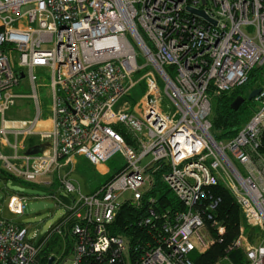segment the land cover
Returning <instances> with one entry per match:
<instances>
[{
	"label": "built area",
	"instance_id": "built-area-1",
	"mask_svg": "<svg viewBox=\"0 0 264 264\" xmlns=\"http://www.w3.org/2000/svg\"><path fill=\"white\" fill-rule=\"evenodd\" d=\"M262 65L264 0H0V170L50 190L55 174L69 198L48 195L65 211L43 237L0 217V264H37L53 238L64 244L52 254L55 264H193L190 252H204L217 240L213 232L225 230L216 201H205L218 183L242 215L228 250H240L243 264H264V86L232 138L215 140L211 121L215 100ZM41 70L49 73L46 115ZM22 78L34 114L7 118ZM140 82L143 96L131 103ZM31 137L45 148L28 154ZM116 153L123 167L93 193L69 178L73 156L98 166ZM162 168L182 209L149 204L129 224L137 234H113L120 207L143 206ZM6 207L23 214L24 196L8 195ZM248 228L263 232L260 243Z\"/></svg>",
	"mask_w": 264,
	"mask_h": 264
},
{
	"label": "trees",
	"instance_id": "trees-1",
	"mask_svg": "<svg viewBox=\"0 0 264 264\" xmlns=\"http://www.w3.org/2000/svg\"><path fill=\"white\" fill-rule=\"evenodd\" d=\"M255 86H264V65L253 68L248 75L247 81L243 85L236 87L229 93L222 94L215 100L211 120L212 134L215 140H228L232 138L247 120L244 113L248 106H253L254 99H245L237 109L232 108L231 103L237 96L246 97L248 92L252 88H255ZM125 139L128 143L132 142L129 136H125ZM28 146L32 147L34 145L29 143ZM261 152L264 153V144ZM163 170L162 168L153 172L154 180L152 186L144 193L142 199L143 206L137 208L129 204H123L120 207L111 225L110 230L113 234H137L138 230L130 228L132 225L129 224L137 216L143 215L145 211L147 214L150 206L149 204L154 206L159 212L168 209H182L180 200L176 198L167 184L162 180L161 174ZM0 176L10 177L1 170ZM112 176L113 173L106 178L105 182ZM24 183L36 185L34 183ZM100 186L101 184L98 187ZM207 190L205 201H216V210L213 214L218 220V223L224 225L225 230L221 236L213 232L217 240L204 252H190L189 257L193 260V264H243L245 262V257L240 250H228V247L233 244L239 234L242 218L241 211L235 203L230 191L223 184L218 183L212 185ZM150 198L154 199L151 203L149 202ZM252 230L251 228L247 229L250 240H252ZM56 241L57 240L53 238L42 248L37 264H48L50 256L59 252V247L57 246L60 245V243L57 244ZM53 264H55V261Z\"/></svg>",
	"mask_w": 264,
	"mask_h": 264
},
{
	"label": "rangeland",
	"instance_id": "rangeland-1",
	"mask_svg": "<svg viewBox=\"0 0 264 264\" xmlns=\"http://www.w3.org/2000/svg\"><path fill=\"white\" fill-rule=\"evenodd\" d=\"M247 29L252 31V27ZM16 62L17 61L14 63ZM139 62H145V58L140 56ZM140 75V72L137 73L134 76V79L139 78ZM38 76V82L40 84L38 87L40 105L42 112L47 113L49 111V105L51 102L49 95V73L47 70H41L38 71ZM26 79L27 78H22L19 85L15 88V91L19 94H22V96L17 98L15 100V104L6 112L7 118L16 119L31 117L34 114V105L31 99H29L27 96L31 90ZM160 85L162 86V84ZM143 92V82H140L133 89H131L130 95L127 97V99L131 103L136 102L143 96ZM254 106L255 103L253 106H248L246 108L244 113L246 119L249 117V115H251ZM27 143L36 145L37 139L35 137H31L27 140ZM148 159L149 158H145L144 161ZM105 164L108 166L109 171L108 174L103 175L100 173V171H98V169L95 168V166L91 165L85 157L78 156L75 164L73 165L74 169L69 173V178L77 187H80L82 193L87 194L94 192L96 187L105 182L106 178H108L112 173L114 175L119 169L123 167L124 158L121 153H116L110 159H108ZM50 178L52 181H55L52 190L41 185H29L12 177L0 176V217L14 221L18 224H21L22 226H27L29 229V235L37 232L39 237H43L48 228L56 223L65 211V208L62 205H57V202L54 199L48 197L50 193H56L58 195L64 194L63 190L59 188L57 189L58 181L56 179V175L54 174ZM10 194H19L24 196L25 207L23 214L16 215L8 211L6 207V199ZM251 234V242L255 244L260 243L259 241L263 237V232H261L258 228H254ZM57 247H59L58 250L60 251L63 249L64 244L60 243V245ZM58 253L59 252H57V254Z\"/></svg>",
	"mask_w": 264,
	"mask_h": 264
},
{
	"label": "water",
	"instance_id": "water-1",
	"mask_svg": "<svg viewBox=\"0 0 264 264\" xmlns=\"http://www.w3.org/2000/svg\"><path fill=\"white\" fill-rule=\"evenodd\" d=\"M189 9H190L192 12H194V13H196V14H198V15H200V16H202V17H204V18H206V19H208L209 21H212V22L214 23V21H213V20H210V19L205 15V13H204L202 10H196V9H192V8H189ZM23 76H24V74L21 73V74H20V77H23ZM260 90H261V87H255V88H252V89L249 91V93H248V95H247L246 97H244V96H237V97L233 100V102L231 103V107L234 108V109H237V108L241 105V103H243V102L245 101V99H246V100H252V99H254V98L258 95V93L260 92ZM45 146H46V144H42V145H34V146L30 147L26 152H27L28 154L37 153V152H39V151L41 150V148H45ZM59 197H60V199H61L63 202H65L66 204L69 203V198H68L65 194H61V195H59ZM53 261H54V256H50L49 261H48V264H52Z\"/></svg>",
	"mask_w": 264,
	"mask_h": 264
},
{
	"label": "crops",
	"instance_id": "crops-1",
	"mask_svg": "<svg viewBox=\"0 0 264 264\" xmlns=\"http://www.w3.org/2000/svg\"><path fill=\"white\" fill-rule=\"evenodd\" d=\"M47 113H44V115H46ZM78 156H81V155H75V156H73V161H74V164H75V162H76V159H77V157ZM84 157V156H83ZM88 161V160H87ZM89 162V161H88ZM90 163V162H89ZM91 164V163H90ZM92 165V164H91ZM94 166V165H93ZM95 168L96 169H98V171H100V173L101 174H103V175H106V174H108V171H109V168H108V166L106 165V164H102V165H98V166H95ZM73 169H74V167H73ZM99 187H96V189L95 190H97ZM94 190V191H95ZM90 193H93V192H90ZM84 194H86V193H84ZM87 194H89V193H87Z\"/></svg>",
	"mask_w": 264,
	"mask_h": 264
}]
</instances>
